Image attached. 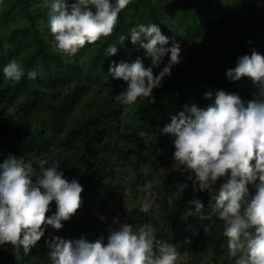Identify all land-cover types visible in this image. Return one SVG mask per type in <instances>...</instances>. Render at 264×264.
Returning a JSON list of instances; mask_svg holds the SVG:
<instances>
[{"label": "trees", "instance_id": "16d2710c", "mask_svg": "<svg viewBox=\"0 0 264 264\" xmlns=\"http://www.w3.org/2000/svg\"><path fill=\"white\" fill-rule=\"evenodd\" d=\"M49 8L48 0H0V69L12 58L25 68L19 81L6 79L0 70V160L9 153L23 156L37 173L40 160L48 161L45 167L58 162L69 181L76 178L83 186L81 206L61 229L47 227L26 255L21 248L15 257L10 244L0 246V264H51L46 239L53 235L65 239L84 235L89 241L104 236L106 243L113 228L101 217L123 188L117 175L124 166L131 177L127 195L132 197L124 215L126 223L136 227L150 220L157 238L173 243L178 252L180 247H192L196 253L208 251L213 262L234 264L222 222L206 218L215 203L207 192L195 193L205 205L202 215L180 219L193 197L191 181L186 179L188 172L173 168V137L159 129L185 104L207 107L210 101L203 93L209 89L253 99L257 87L250 78L230 81L226 70L253 49L264 55V0H131L111 35L86 43L72 57L52 47ZM140 22L157 23L171 38L166 47L173 39L179 41L181 61L163 85L153 89L155 102L140 97L135 104L123 105L114 97L127 82L112 78L108 68L111 61L137 57L146 67L150 64L145 50L130 37L119 40ZM113 43L118 52L108 56L106 50ZM186 50L190 54L185 57ZM163 66L154 68V74ZM32 70L37 72L35 79L27 76ZM168 163L172 169L165 172ZM148 181L152 209L142 213L139 208L146 193L138 185ZM221 182L223 178L218 185ZM183 183L189 187L182 194L175 192ZM55 210L52 201L46 217Z\"/></svg>", "mask_w": 264, "mask_h": 264}, {"label": "clouds", "instance_id": "9594fccd", "mask_svg": "<svg viewBox=\"0 0 264 264\" xmlns=\"http://www.w3.org/2000/svg\"><path fill=\"white\" fill-rule=\"evenodd\" d=\"M130 2L48 0L47 27L53 49L72 57L86 43L111 35L119 14ZM129 37L145 50L151 62L146 67L140 57L111 61V77L127 82L114 98L123 105L135 104L140 97L155 102L153 89L161 87L173 66L180 63L181 45L173 39L166 47L171 38L155 22L137 23L128 37L121 35L119 40L124 42ZM106 52L115 56L117 44L109 45ZM162 63L159 73L154 74V68ZM0 70L9 80L19 81L25 75L24 66L16 58ZM27 76L35 79L37 72L28 71ZM226 76L230 81L250 78L257 87L253 99L245 101L238 93L224 89L206 90L203 95L210 101L207 107L183 105V110L159 132L173 137V168L188 172L186 179L191 181L193 197L186 202L180 219L202 215L205 205L195 193L207 192L215 203L206 218L222 222L234 264H264V55L253 49L250 55L240 56L235 67L226 70ZM47 163L40 160L37 173L23 156L9 153L0 160V246L10 244L15 257H19L21 248L25 255L31 252L47 227L61 229L81 206L83 186L78 179L69 181L58 162L45 167ZM221 178L223 182L218 185ZM188 187V183L179 184L175 192L182 194ZM138 188L146 193L139 211L149 213L152 204L147 197L152 183ZM52 201L56 210L46 217ZM114 222L118 227L110 231L106 243L104 236L94 241L84 235L78 239L58 235L46 239L51 264H176L177 247L157 238L150 220L136 227L120 223L118 217Z\"/></svg>", "mask_w": 264, "mask_h": 264}, {"label": "rangeland", "instance_id": "374dc122", "mask_svg": "<svg viewBox=\"0 0 264 264\" xmlns=\"http://www.w3.org/2000/svg\"><path fill=\"white\" fill-rule=\"evenodd\" d=\"M260 1V0H259ZM192 52V51H191ZM190 54L189 51H185L184 56H188ZM192 54V53H191ZM184 75V74H183ZM181 78H184L181 76ZM189 81L187 78H184V82ZM179 95H183L182 92H179ZM187 102L184 100L183 102ZM185 102V103H186ZM182 103V102H181ZM118 167V166H117ZM128 166L120 167L119 174L117 175L118 180L122 183L121 191L118 195H116L115 200H113L108 207H105L104 213H102L101 219L105 221L108 227L115 228L118 227V224L114 222V218L118 217L120 223H124V215L128 211V207L132 204V197L127 195L130 191L128 186V182L131 177L130 172L127 169ZM165 172H168L169 169H172V163H168V167H166ZM128 173V174H126ZM123 197V198H122ZM130 200V201H129ZM151 202H153L151 200ZM102 221V220H101ZM179 255L176 261V264H220L222 262L218 260L212 261L211 254L207 252L196 253V251L192 247H180Z\"/></svg>", "mask_w": 264, "mask_h": 264}]
</instances>
